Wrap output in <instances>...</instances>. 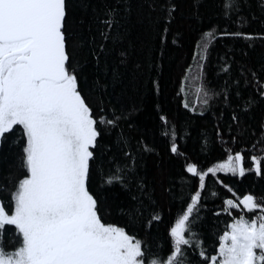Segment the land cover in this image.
<instances>
[{
  "label": "snow or ice",
  "instance_id": "1",
  "mask_svg": "<svg viewBox=\"0 0 264 264\" xmlns=\"http://www.w3.org/2000/svg\"><path fill=\"white\" fill-rule=\"evenodd\" d=\"M71 5L72 0H0V163L7 159L5 148L16 158L14 165L0 172V264H193L189 248L199 256V264H264V194L240 195L217 175L231 173L239 178L254 173L264 178V120L257 126L259 135L253 132L255 140L246 150L250 155L227 148L225 159L204 169L181 150L178 140L182 137L169 130L168 116L159 114L158 130L167 141L166 151L185 159L183 172L196 178L197 184L167 228L166 256L158 242L130 234L136 230L150 236L154 222L163 218L155 188L145 183L140 173L145 156L155 148L143 134L133 137L124 131L125 127H135L131 117L137 109L118 107L111 98L106 102L102 89L107 84L90 78L86 70L89 63L93 68L98 66L108 53L105 42L115 38L120 14L130 8L126 0H108L101 14L93 9L86 29L85 55V41L77 39L74 31L85 21L72 15ZM157 6L161 13L157 20L159 41L166 46L179 4L177 0L147 4L152 11ZM190 6L192 15L201 18V0H191ZM214 7L224 19L264 24V0H215ZM221 37L264 41V31L217 28L203 32L197 42L201 51L195 54L201 75L210 42ZM119 55L124 63L125 53ZM230 60L219 66V73L226 77V86L221 89L224 100L230 99L226 91L229 80L236 86L237 97L241 96L243 78L244 88L254 90V95L237 108L248 113L264 103V66L258 73L240 65L239 76L234 78ZM190 69L191 65L185 77ZM112 71L115 80L117 72ZM152 83L159 93L157 82ZM184 90L181 80V93ZM196 92L195 103L203 106L199 113L203 116L209 100L219 93L202 86ZM181 103L196 112L195 104L187 100ZM231 119L237 126L241 124L237 113ZM216 137L224 139L219 128ZM231 139L236 142L235 136ZM246 161L250 166H245ZM209 176L231 193L215 213L231 220L217 234L213 254L194 231ZM113 214L115 221L106 219Z\"/></svg>",
  "mask_w": 264,
  "mask_h": 264
},
{
  "label": "trees",
  "instance_id": "2",
  "mask_svg": "<svg viewBox=\"0 0 264 264\" xmlns=\"http://www.w3.org/2000/svg\"><path fill=\"white\" fill-rule=\"evenodd\" d=\"M106 2L108 0H72V15L76 19L85 21L83 27L78 26L74 29L77 39L85 41L83 45L85 55L88 51L86 41L89 38L86 29L90 18L94 15L93 9H96L95 14H101ZM126 2L130 10L121 12V23L113 33L115 38L105 42L108 53L101 57L98 66L93 68L89 63L86 65V70L89 71L90 78L99 79L107 84V87L102 89L106 93L104 97L106 102L111 98L118 107L123 105L125 109L132 107L137 109L131 117L135 127L133 129L125 127L124 131L133 137L143 134L149 144L154 145L155 152L145 156L140 173L145 177V183L155 188L157 204L162 209L163 218L160 222H154L150 236H145L143 232L136 230L130 234L137 235L141 240L158 242L166 256L167 228L174 222L184 202L190 198V190L195 191L197 180L183 172L185 164L183 157H172L166 151L167 141L158 130V116L159 114L168 116L169 130H175L177 136L182 137L178 140L181 150L201 168L206 169L225 159L227 148L250 155L251 153L246 150L255 140L253 132L259 135L257 126L264 120V103L256 104L248 113H243L237 108L238 104L243 106L244 100L249 95H254V90L248 91L244 88L243 78L240 82V97L236 95V86L228 81L230 87H227L226 91L230 99L225 101L221 89L226 86V77L225 74L219 73V66L225 59L231 58L232 77L239 76L240 65L260 73L264 66V41L250 42L234 37H221L211 41L202 75L198 67L199 58L195 54L201 51L197 48V42L201 41L203 32H214L217 28L227 31L260 32L264 31V24L256 21L245 24L235 19H224L216 14L215 0H201L199 8L201 18H197L192 15L191 0H177L179 8L176 20L170 26L171 31L167 35L166 46H162L157 23L161 15L159 7L157 6L156 11L150 10L147 4L152 0H126ZM100 42V38L97 37V43ZM249 43H252L253 47L249 48ZM120 52L125 53L124 63H120ZM76 54L83 63L81 50L77 49ZM189 65L191 69L185 77L184 72ZM113 69L117 72L115 80L112 79ZM181 80H184L183 93L180 91ZM153 81L159 85V93ZM198 86L219 93L209 100V106L203 116L199 115L203 106L195 103ZM199 96L203 98V92ZM184 100L195 104V113L183 107L181 102ZM234 112L240 115L239 126L231 119ZM218 128L222 130L223 140L216 137ZM233 136L236 137L235 143L231 139ZM4 154L7 159L0 163V172L8 170V166L16 162L14 152L5 148ZM245 166H250V161H246ZM217 175L235 188L240 195L245 192H253L257 196L264 194V178L257 177L254 173H246L244 177L239 178L231 173ZM165 188L169 191L165 192ZM213 192L218 195L214 196ZM225 196L231 197V193L218 184L215 178L209 176L199 208L200 218L194 228L209 254H213L218 245L217 234L222 233L226 223L231 220V217L223 213L215 215L223 206L222 201ZM233 211L234 214L239 215L238 212ZM106 219L115 221L117 216L113 214L106 216ZM156 250L154 247L153 251ZM188 256L193 264H199L200 258L191 248L188 249Z\"/></svg>",
  "mask_w": 264,
  "mask_h": 264
}]
</instances>
